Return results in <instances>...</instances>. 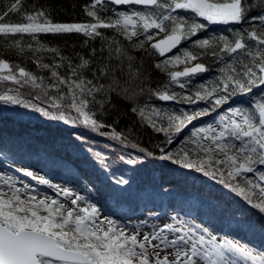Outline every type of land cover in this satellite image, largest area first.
<instances>
[{"label":"trees","instance_id":"trees-1","mask_svg":"<svg viewBox=\"0 0 264 264\" xmlns=\"http://www.w3.org/2000/svg\"><path fill=\"white\" fill-rule=\"evenodd\" d=\"M9 3L10 0H0V12L6 10ZM91 3L93 0H23V7L28 12L42 8L53 23L87 24L95 22L93 17L87 15V7ZM247 3L250 6L247 13L249 21L258 14L264 15L261 11L264 0H247ZM106 8L107 11L98 13L100 17L105 20L108 17L115 19L117 8L109 2ZM129 8L156 11L153 7L125 9ZM173 14L180 17L190 15L184 10H176ZM194 19L202 23L201 18ZM3 22L26 21H23L21 15L13 13ZM165 23L170 28V22ZM256 26L259 30L258 22ZM242 29L251 31V23L207 24L203 31L182 41L176 53L183 54L185 50L196 53L197 62L204 64L207 71L180 77L178 83L171 81L169 74L174 70L168 64L164 65L166 59L151 49L150 43L144 42L142 47H138L133 42L136 39L144 40L143 36L129 40L114 28L98 29L101 33L99 37H88L76 32L41 33L37 34L36 39L28 34H0V59L13 67L18 78L19 68H24L36 78V84L39 85L34 87L23 81L15 84L0 80V94L7 92L16 95L18 90L21 99L50 113L59 114L51 106V98L68 95L67 85L57 87L52 73L55 71L65 79L71 77L68 65L79 64L81 57L91 60L93 49L97 54L103 53V56L97 55V63H90L89 69L83 70L82 78L93 79L100 59L117 66L116 74L119 78L117 90L107 96L97 93L96 101L88 106V110L102 125L95 130L80 122L52 120L33 107L0 101V171H13L33 187L42 189H48L49 186L38 183L41 177L58 185H66L77 189L79 196L85 200L101 202L104 211L124 212L127 217L136 215L139 213L137 210L146 205L154 207L155 215L171 211L191 223L206 226L222 239L227 236L247 244L254 252L264 251V212L253 207V204L264 201L263 197L257 196L258 189L253 190L252 203H249L243 196L233 192L231 187L219 183V174L216 179H212L195 169H186L171 160L161 159L164 152L174 154L182 147L189 150L191 159L202 155L192 143L199 139L193 136V132L208 127L209 118L202 120L199 117L187 124L179 134L174 135L171 144L167 140L174 130L168 134L156 130L169 127V115L200 112L205 102L190 103L184 99L185 96L197 90L210 91L212 87L221 84L225 75L221 69L226 67V63H232L227 54L214 56L211 50L195 47L194 42L220 35L231 39L233 31ZM117 47L124 53L123 58L113 51ZM128 57H131L133 71L138 76L135 94L125 95L119 88L128 87L125 84L129 73ZM157 64L163 70L157 68ZM120 68L123 69L122 73ZM4 74H7L6 70ZM93 82L107 87L111 79L100 78ZM180 84L185 86L181 88ZM157 89L175 94L177 99L163 102L154 94ZM261 96H264V86L257 85L251 93L234 95L231 100L240 107H248L253 98ZM140 109L144 110L145 116L140 115ZM154 109L159 110L160 115H154ZM63 110L66 116L77 115L74 110ZM149 118L155 122V127ZM232 142L239 143L235 140ZM130 158L137 162L128 164ZM256 167L264 169V166ZM25 171L32 172L37 179L24 175ZM248 175L252 174L243 173L234 180L228 178L227 183L247 189ZM114 177H123L128 183L118 185ZM120 215L124 219L125 215Z\"/></svg>","mask_w":264,"mask_h":264},{"label":"snow or ice","instance_id":"snow-or-ice-1","mask_svg":"<svg viewBox=\"0 0 264 264\" xmlns=\"http://www.w3.org/2000/svg\"><path fill=\"white\" fill-rule=\"evenodd\" d=\"M116 5H144L151 6L156 11L145 12H119L114 13L115 19L108 17L102 19L98 14L107 11L106 3ZM176 10H184L190 15L187 17L174 16ZM250 6L247 0H93L87 7V15L95 19L94 23H53L42 8L28 12L23 7V0H10L6 10L0 12V34L16 35L28 34L36 39L37 34L58 33H83L88 37H99L98 29L114 28L129 40L133 37L143 36L145 39L133 41L138 47H142L145 41H152L160 32H167L171 22L170 34L150 44V48L158 51L160 56L176 49L182 41L188 40L198 32L203 31L207 24H242L250 22L252 30L242 29L233 31V36L220 35L210 39L196 40L194 46L201 50H211L214 56L227 54L232 63L227 64L221 84L212 87L210 91L197 90L195 96H187L190 103L197 101H209L211 111L229 102L232 96L251 93L253 87L264 86V15H256L251 18L247 13ZM264 12V7L261 8ZM19 14L23 21L20 23H4L9 14ZM166 13V14H165ZM195 18H202L205 23L197 22ZM257 22L259 30H257ZM157 30L155 33L149 30ZM254 42V43H250ZM212 45H216L215 48ZM111 47V46H110ZM55 52V49H51ZM121 58L124 53L120 48L113 49ZM97 54L93 49L92 59L81 57V62L75 66L69 64L71 77L62 78L57 72L52 76L56 80V86L67 85L68 95H57L51 98L50 103L59 114L50 113L44 108L31 104L21 99L17 90L16 95L7 92L0 94V101L11 104H22L24 107H33L44 116L52 120H63L65 123L80 122L92 129H98L102 125L94 118V114L88 110L90 103L96 101L97 93L107 96L111 91L117 90L119 78L117 66L110 65L100 59L99 66L93 73V79H84L83 70L89 69L90 63H97ZM111 53L109 54V58ZM197 54L188 50L183 53L184 62L195 60ZM63 59V58H62ZM128 79L125 84L128 87L119 88L125 95L135 94V82L138 76L133 71V61L128 57ZM181 62L180 56H173L164 61V65ZM42 67H48L42 65ZM55 67H59L56 65ZM161 68L160 64L156 65ZM7 74H4V72ZM121 73L123 69L120 68ZM207 71L202 63L192 67H186L183 71L171 72L173 83H178V78L189 77L193 74ZM98 73V75H97ZM75 77V79H72ZM100 78L111 79L106 87L104 84L94 83ZM0 80L12 81L15 84L31 83L34 87L36 78L19 68V78L14 73L13 67L0 59ZM185 85L180 84L183 88ZM203 87V86H201ZM223 93V94H221ZM160 100H176L175 94L167 91L156 90L154 93ZM89 97L91 99H89ZM63 109L74 110L75 117L65 115ZM136 111V109H133ZM209 109L192 114L183 113L179 116L169 115V127L156 128L168 134L167 143L171 144L175 134H179L187 124L203 115L209 114ZM140 115L145 116L144 110H139ZM226 115L220 116L217 127L208 126L193 132V136L199 139L193 140L199 150L197 159H191L186 147L180 148L176 153L164 152L161 159L171 160L182 165L186 169H195L204 176L212 179L219 174V183L231 187L233 192L243 196L252 203L251 196L255 189L264 197V171L257 165L264 166V96L253 98L248 107H229ZM154 115H160L159 110H153ZM149 122L155 127V122L149 118ZM239 143H233L232 141ZM202 141H208L205 144ZM221 157V158H218ZM123 160L124 157H121ZM135 159H128V164H135ZM19 171V169H18ZM243 173H255L258 181L248 179L247 189L238 185L227 183L228 178L236 179ZM24 175L37 179L30 171ZM118 185L128 183L123 177H114ZM3 186H0V264H264V251L254 252L247 244H241L225 236L220 242L207 227L197 224L186 230L177 228L173 224H166L160 230L141 232L143 224H137L132 231L127 227L105 217L99 219V209L95 204H89L85 198L74 195L68 188H61L52 184L43 177L38 179L39 184L48 185L56 190L57 196L63 195L64 201L52 196L44 195L37 199L27 184L16 188L11 177L0 176ZM12 181V182H10ZM4 186L8 191H4ZM70 201V203H69ZM79 202H84L81 206ZM261 212H264V201L253 204ZM182 225L189 223L180 221ZM197 229L200 231L197 232ZM165 230L174 234L169 239ZM183 232V234H178ZM203 233V234H201ZM207 237V238H206ZM149 248L152 252H149ZM173 249L169 252L168 249ZM161 252L164 253L161 256ZM172 259H169V256Z\"/></svg>","mask_w":264,"mask_h":264},{"label":"rangeland","instance_id":"rangeland-1","mask_svg":"<svg viewBox=\"0 0 264 264\" xmlns=\"http://www.w3.org/2000/svg\"><path fill=\"white\" fill-rule=\"evenodd\" d=\"M129 7H131V6H129ZM125 8H128V7H125ZM125 8H120V9L117 8L116 9V13L126 12V13L130 14L132 12H145V13H151L152 12L150 10H145V9H136V8L125 9ZM146 8H152V7H146ZM202 23L207 24V22L204 21L203 19H202ZM62 24H64V23H62ZM66 24H70V23H66ZM170 25H171V22H170ZM170 30H171V28H169V30L167 32H160L159 35L155 36L154 40L145 41V42H148V43L151 44L152 42H155L156 40L162 39L165 35L170 34ZM149 31L152 32V33H155L157 30L151 29ZM179 49H180V47L177 50H179ZM177 50H175L173 53H171L170 55H168L166 57H162V58H165L166 60L171 59L173 56H180L181 57V62L174 63V64H168L169 66L172 67L174 72L175 71H182L184 68H186V67H188L190 65L198 63L197 62V58L195 60H188L187 62H184L183 54L176 53ZM182 52H184V51H182ZM203 92L204 91H202V93ZM221 94H223V93H221ZM187 96H193L194 97L195 93L192 94V95H186L185 97H187ZM204 102H205V106H203L200 111H203L205 109H209L210 110L211 107H212L211 103L209 101H204ZM229 107H240V105H238L237 103H234L233 100L230 99L228 103L222 105L219 108H216L215 111H211L210 110L208 115H203V116H200V117H201L202 120L209 118L210 121H209L208 126L211 125V126L217 127V129L219 130V125L217 124V121L219 120L220 116L229 114V113H227V109ZM216 119H217V121H216ZM202 142L205 143V144L209 143L208 141H202ZM218 158H221V157H218ZM259 169L264 171V169L261 168V167H259ZM250 174H252V175L246 176V181L248 179H251V180H254V181H258V177H256L255 173H250ZM0 176H3L5 178L11 177L12 180L15 182V187L16 188H21L22 189L24 187V185L27 184L29 186V188L31 189L32 194L33 195H37V199L42 198L44 195H48V196H52L54 198H57V199L61 200L62 202L64 201L63 195L57 196L56 190H54L53 188L48 187V189H42V188H38V187H33L32 184H30V182L22 179L17 174H15L13 171H9V170L0 171ZM10 182H12V181H10ZM51 183L55 184V185H58V184H56L54 182H51ZM260 183L262 185H264V182H260ZM0 186H3V181H0ZM59 186L61 188L70 189L74 195H79V191H77V189L70 188V187H68L66 185H59ZM4 191H8L6 186H4ZM257 193H258L257 196L262 197L260 195L259 191ZM85 201L87 203H89V204H95L96 205V207L99 209V219L100 220H104L105 217H108L109 219L117 222V224L127 227L128 231H132L133 227L135 225H137V224H143L144 225L140 229L142 233L143 232H151L154 229L158 231V230L162 229L163 226L166 225V224H173L175 227L182 228L184 230H186V228H188V227H194L195 225H197L195 223H191V221H188L187 219H185V218L181 217L180 215H177V214H175V213H173L171 211H163L161 214L155 215L156 213H155L154 207H152L151 205H146L141 210H137V211H139V213H137L136 215H131V216L127 217V215L124 212L115 213L114 210H112L110 212L109 211H104V209L101 206V202H97V201H93V200H89V199H86ZM69 203H70V201H69ZM78 203L81 206H84V202H79L78 201ZM120 214H124L125 215L124 219H122L120 217L121 216ZM180 221L189 222V223H186V224L182 225L180 223ZM202 227H206V226H202ZM199 231L200 230L197 229V232H199ZM211 232H212L213 235H215L217 237V242H220L222 240V238L220 236H218V234L214 233L213 231H211ZM165 234L168 236V238L170 240L174 238V234L169 232V231H167V230H165ZM178 234H183V232L178 233ZM201 234H203V233H201ZM168 251L172 252L173 249L169 248ZM149 252L150 253L152 252L151 248H149ZM160 254H161V256L164 255L163 252H161ZM169 259L170 260L172 259L171 255L169 256ZM198 264H203V262L200 261V262H198Z\"/></svg>","mask_w":264,"mask_h":264},{"label":"water","instance_id":"water-1","mask_svg":"<svg viewBox=\"0 0 264 264\" xmlns=\"http://www.w3.org/2000/svg\"><path fill=\"white\" fill-rule=\"evenodd\" d=\"M110 4H112V5H114L116 8H125V7H129V6H131V7H142V8H146V7H151V6H144V5H134V4H128V5H116V4H113V3H111V2H109ZM152 43H154V42H152ZM180 47V45L176 48V49H173L172 50V52H169V53H167L165 56H160L159 55V53H158V51H156L157 52V54L160 56V57H166V56H168V55H170L171 53H173L175 50H177L178 48ZM195 64H193V65H190V66H188V67H192V66H194ZM185 69V68H184ZM183 69V70H184ZM182 70V71H183ZM194 75V74H193ZM163 101V100H162ZM163 102H172V100H169V101H163Z\"/></svg>","mask_w":264,"mask_h":264}]
</instances>
